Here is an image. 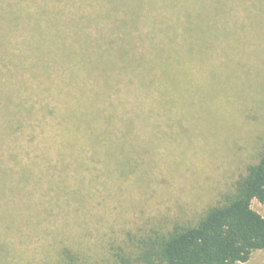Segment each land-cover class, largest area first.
I'll return each instance as SVG.
<instances>
[{
    "label": "rangeland",
    "instance_id": "rangeland-1",
    "mask_svg": "<svg viewBox=\"0 0 264 264\" xmlns=\"http://www.w3.org/2000/svg\"><path fill=\"white\" fill-rule=\"evenodd\" d=\"M93 1L76 0L66 17L88 13ZM132 1L135 9L131 0L119 6L138 14L134 37L151 34L161 14L171 18L182 45L170 77L174 70L188 77L166 86L171 113H143L160 82L146 101L134 92L138 82L123 86L121 96L108 88L99 97V84L88 79L82 103L97 108L99 126L115 116L116 129L112 145L83 152L60 137L70 124L59 115L74 106L82 80H70L73 63L65 57L62 65L55 48L54 13L64 5L0 0V264H61L64 248L84 264H123L122 256L146 264L143 243L195 224L257 160L264 137V0H223L225 8L213 0L188 8L184 0ZM200 24L202 34L189 32ZM69 28L65 43L76 35ZM251 207L264 218V205L254 200ZM238 264H264V250Z\"/></svg>",
    "mask_w": 264,
    "mask_h": 264
},
{
    "label": "trees",
    "instance_id": "trees-1",
    "mask_svg": "<svg viewBox=\"0 0 264 264\" xmlns=\"http://www.w3.org/2000/svg\"><path fill=\"white\" fill-rule=\"evenodd\" d=\"M57 1L64 5L57 7L54 13L56 32L53 37L56 39L58 58L62 65L65 64V57L73 63L67 67L70 80L82 79L77 84L80 96L74 97V106L59 115L61 123L70 124V127L60 133V137H66L68 143L72 142L73 151L78 147L83 152H95L97 146L104 147L114 142L111 135L116 129V117L106 115L105 123L99 126L98 116L95 114L98 112L97 108H87L82 103L83 87L88 79L99 84L98 90H102L97 94L99 97L108 88L110 96L112 92L121 96L123 86L138 82L134 92L138 93L137 97L147 99L146 101L151 96L149 92L152 86L155 82H160L162 85L158 97L150 104H144L143 113H171L166 86L170 83L171 87H176L181 79L188 77L184 70H180L181 75L174 70V79L170 77L171 68L180 64V58L174 54L181 52L182 45L178 42L176 33H172L176 27L170 24L171 18L161 14L156 25L153 23L151 34L134 37L133 28L138 14L135 15L131 10L125 12L119 6V1L124 0H94L86 14L73 10L79 18L75 17L71 22L66 17L65 8L67 6V13L70 12L68 6L75 4L76 0ZM175 1L170 0L171 3ZM196 1L184 0L183 6L188 8ZM213 1L221 8L226 7L223 0ZM133 2H129V8L135 9ZM198 6H205V2L198 0ZM92 11L93 16L90 15ZM71 25L76 35H71V41L65 43L64 28L68 33ZM209 29L211 26L207 22L205 30ZM117 32L120 33L115 35ZM189 32L202 34L201 24L190 28ZM198 36L189 45V55L198 48ZM74 65L76 70L73 69ZM122 102L123 100L120 103L117 101V106H124ZM71 115L74 119L70 118ZM53 116L57 117V114L54 113ZM133 126L129 122L128 128ZM254 200L264 205V137L257 160L246 167L245 173L234 182L232 190L222 194L219 202L209 207L195 224L175 225L169 232L149 238L147 243H143L147 247L141 254L143 260L146 264L246 263L254 252L264 250V218L252 209L251 203ZM60 256L61 264H84L71 249H62ZM120 261L128 264L123 256ZM2 262L6 264L4 260Z\"/></svg>",
    "mask_w": 264,
    "mask_h": 264
}]
</instances>
